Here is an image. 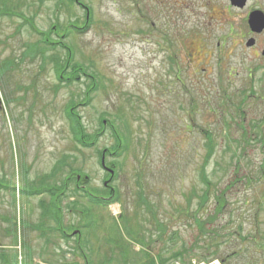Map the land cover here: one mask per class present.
Instances as JSON below:
<instances>
[{
	"label": "rangeland",
	"instance_id": "rangeland-1",
	"mask_svg": "<svg viewBox=\"0 0 264 264\" xmlns=\"http://www.w3.org/2000/svg\"><path fill=\"white\" fill-rule=\"evenodd\" d=\"M67 4L0 0V11L32 18L44 32L55 23L64 29L75 18L91 20L87 31L70 28L65 38H51L69 46L73 64L95 79L89 103L74 109L86 133L100 130V122L105 128L91 148L74 141L65 108L84 99L88 80L81 76L70 85L59 83L49 56L65 60V49H45V58L39 51L30 53L26 45L37 44L39 37L21 19L0 16V63L12 62L7 72L0 68V178L6 176L16 194L13 201L10 191L0 190L3 263L145 264L152 259L158 264L159 256L168 258L167 264H185L189 258L204 263L199 258L210 251L198 248L203 239L191 219L198 200L188 203L191 190L202 187L201 128L218 139L206 170H215L222 187L234 177L241 128L264 117V33L252 34L246 22L252 11L264 14V0H247L241 9L229 0H76L70 9ZM250 38L255 40L251 48L246 46ZM243 95L246 122L236 113ZM218 98L232 101L225 118L219 115ZM105 121L126 137L124 153L105 159L114 165V181L108 184L115 191L98 197L100 206L66 195L57 228L41 216L39 202L47 203L48 196L29 197L22 189L54 167L53 183L73 173L88 178L87 188H104L108 177L98 153L114 144ZM263 151L251 141L243 167L259 171ZM263 189L264 176L255 188L239 184L215 222L224 231L219 264H264L262 249L250 239L259 230L264 242V210L256 213L246 202ZM212 208L209 204L197 217L206 218ZM239 225L249 237L245 241ZM191 245L195 250L184 261L170 259Z\"/></svg>",
	"mask_w": 264,
	"mask_h": 264
},
{
	"label": "trees",
	"instance_id": "trees-1",
	"mask_svg": "<svg viewBox=\"0 0 264 264\" xmlns=\"http://www.w3.org/2000/svg\"><path fill=\"white\" fill-rule=\"evenodd\" d=\"M73 2H76V0H68L67 9L72 8ZM82 8H84L88 14H90V9L86 8L83 4H80ZM10 10H7V12H1L0 16H13L16 18H19L23 21L24 25H28L29 28L35 33L39 39L37 41V44H30L26 45L27 50L30 53L39 51L40 54L45 58L44 53L45 49L49 50H56L57 48H63L66 51V58L65 60H61L57 55L49 56V59L53 63V68L56 74V77L59 81V83H62L64 85H70L72 82H76L80 79L81 76L85 77L86 80H88V83L86 84V88L84 91V99L80 100L78 102H70L66 108H65V117L69 122L70 131L72 134V137L74 141L80 145L83 148H91L96 144L98 137L102 134L105 125H103V122H100V130L95 131L93 133H86L85 127L82 123L81 116L78 113L74 112V109L77 107V105L86 106L89 103V95L90 93L95 90L97 87L94 77L89 76L84 71V67L81 65L73 64V58L72 53L70 52V47L64 44L63 41L54 40L51 38V34H54L57 38H65L68 35V30L70 28L75 29L77 32H84L87 31L88 28L91 26V20H84L83 23H78V19L75 18L73 22H68L69 25H66L64 29L60 27L58 23L52 24L51 28L47 30L46 32L40 31L36 28L32 18H25L22 14L15 13L14 11L9 12ZM59 33H63L59 35ZM41 44L40 47L38 45ZM73 64V65H71ZM10 65H12V62H2L0 63V68L10 70ZM58 86H56L57 88ZM228 97V96H225ZM246 95H243L241 100L239 101V105L236 109V113L239 115V118H243V120L246 122V118L244 115V111L242 110L243 106L245 105L246 101ZM217 109L221 111V114H219L222 118H225V107H230L232 105V101L227 99L218 98L217 99ZM80 103V104H79ZM9 104V101L7 102ZM209 107H210V103ZM211 111V110H210ZM213 112L216 114V112L213 110ZM254 120V119H253ZM253 120H249L248 123H251ZM260 123V124H259ZM104 124H107V126L111 129L113 135H114V144L109 147L105 148L101 151V153H98V159L100 160L102 153H104L105 157H119L121 154L124 153L126 150L124 147L125 144L123 143L124 140H126L125 136H121L118 134V131L116 129L112 128V123H109L108 121H105ZM224 124V123H223ZM244 122L241 120L239 121V125H243ZM201 133L204 138V155L202 158V162L200 164V168L198 171L199 180L202 185L199 192H196L195 189L191 190V193L188 195V203H190L191 199H197L198 200V206L196 210L194 211V214L192 216V221L199 233V235L202 237L203 241L198 248L202 251H210V253L207 256H201L199 259L203 261H211L213 259H219L220 255L218 254L220 250V244L221 238H223L224 231H222V227L220 230H217V228L214 226L215 222L221 216L228 206H230V199L233 196V194L237 191L238 185L241 184L243 187H257L259 184V179L263 178L264 176V160L260 163L258 166L259 171L254 168H247L243 167L242 161L245 159V154L247 151V148L250 146V142L254 141L256 144H260L262 146V149H264V117L260 118V121L258 122V125L251 124L249 126V129L243 127L241 128V132L239 135V139L237 140V149L238 153L233 154V174L234 177L232 179H228L227 182L221 187L220 182H222L221 177H215V170L207 172V166L210 164V161L213 159L215 153H216V147L218 144V139L215 135L211 133L208 129H202ZM236 141V140H235ZM264 156V151H263ZM100 162V161H99ZM109 164L113 167V163L109 162ZM228 170V167H225ZM56 171L57 167H54L52 172L41 175L38 179L30 182L25 183L24 189H22L23 195H27L29 197L31 196H42L47 195L49 200L47 203H45L44 200H40L39 207L41 209V216L43 218L52 219L57 226V228L60 227L61 223V217H62V210H61V203L63 199L66 197V195H71L74 197H80V198H87L88 202L94 203L96 206H100L102 204V201L100 200V196H110L111 193L108 192L107 189L102 188L99 190H94V192L97 194L98 197L95 199L91 196L89 192H87L85 189L79 188L78 186L81 184L82 179L84 175H81L80 182L76 179V176L78 174L70 173L69 176H66L60 180V183L54 182V178H56ZM260 172V175H258ZM23 174L26 176L27 170L24 167L23 168ZM116 174V173H115ZM106 177L108 175L106 174ZM56 181V180H55ZM84 181V180H83ZM6 179V176H3L0 178V190L3 191H10L13 195V201L15 200V186L10 185ZM246 202L250 203L254 208H256V213L258 211L264 210V189L261 194H255L254 198L251 201H248L246 199ZM209 204H212V212L207 215L206 218L197 217L198 212L202 211L204 208L209 206ZM210 226V227H208ZM15 227V224H14ZM238 229L240 231V235L242 241L247 240L249 237H245V234H243V228L241 225L238 226ZM62 238L67 239V236L65 232L59 230L58 231ZM6 235L9 234V229L5 232ZM252 234L251 232L248 233ZM205 235L207 237L205 238ZM16 239V238H14ZM252 242L256 245L257 248H260L262 250L264 255V242H261L263 240L262 235L260 234L259 230H254L253 236L250 237ZM14 246H17V242ZM78 249H80V245L78 243ZM195 250V247L189 246L187 248H183L181 250H177L176 252L172 253L169 257L172 260H181L184 261L185 257H188L190 253H193ZM82 253V252H81ZM3 254H0V260L1 264L3 263V259L1 258ZM194 255V254H192ZM224 260V259H223ZM168 258L164 259L160 256L158 257V264H167ZM221 263L223 261L221 260ZM145 264H156L154 260L149 259L145 262ZM185 264H191V259L189 258L188 261Z\"/></svg>",
	"mask_w": 264,
	"mask_h": 264
},
{
	"label": "water",
	"instance_id": "water-1",
	"mask_svg": "<svg viewBox=\"0 0 264 264\" xmlns=\"http://www.w3.org/2000/svg\"><path fill=\"white\" fill-rule=\"evenodd\" d=\"M247 0H229L231 6L241 9L245 6ZM247 26L251 33L260 34L264 31V14L261 11L255 10L248 14ZM254 45V39H249L246 42L247 47ZM264 54V53H263ZM101 165L104 166L103 157L101 159ZM109 173L112 175L113 171L108 169Z\"/></svg>",
	"mask_w": 264,
	"mask_h": 264
},
{
	"label": "flooded vegetation",
	"instance_id": "flooded-vegetation-1",
	"mask_svg": "<svg viewBox=\"0 0 264 264\" xmlns=\"http://www.w3.org/2000/svg\"><path fill=\"white\" fill-rule=\"evenodd\" d=\"M105 166H106V165H105ZM106 167L109 168L108 165H107ZM77 180L80 181L79 177L77 178ZM113 181H114V180L111 179V180H109V183H112ZM86 182H87V181H83V185H81V187H84V186H85L84 183H86ZM103 186H105V187L107 188L108 191H115V189H114L113 187H111V186L108 184V181H107V180H106V181H103Z\"/></svg>",
	"mask_w": 264,
	"mask_h": 264
}]
</instances>
